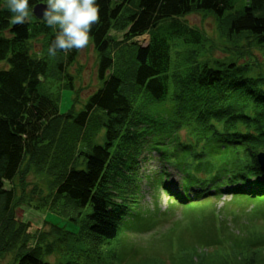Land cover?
Listing matches in <instances>:
<instances>
[{"label":"trees","instance_id":"trees-1","mask_svg":"<svg viewBox=\"0 0 264 264\" xmlns=\"http://www.w3.org/2000/svg\"><path fill=\"white\" fill-rule=\"evenodd\" d=\"M38 1L45 2L30 0L31 6ZM4 3L0 258L10 255L5 264H79L95 253L103 239L125 228L120 223L137 189L142 200L138 170L153 152L163 165L145 178L168 191L166 166L175 168L182 194L171 197L228 192L264 204V169L256 160L264 151V0H97L101 19L91 34L98 87L79 108V89L67 71L78 52L50 58L55 30L33 14L29 23L12 28ZM190 12L213 16L219 43L230 47L225 55H213L218 42L181 19ZM143 33L148 40L142 45L136 37ZM35 39L41 40L38 51L31 44ZM61 88L74 92L66 112L59 111ZM29 173L46 179V191L34 185L25 193ZM17 208L41 215L49 226L29 231L28 215L19 219ZM259 210L254 215L264 218ZM47 212L76 226L49 221L42 214ZM254 222H240L244 231L235 239L209 230L210 256L192 258L191 264H264V226Z\"/></svg>","mask_w":264,"mask_h":264},{"label":"rangeland","instance_id":"rangeland-1","mask_svg":"<svg viewBox=\"0 0 264 264\" xmlns=\"http://www.w3.org/2000/svg\"><path fill=\"white\" fill-rule=\"evenodd\" d=\"M181 19L218 42L213 49V55L221 57L225 55V50L230 49L228 45L222 46L223 42L219 43L216 22L212 15L205 12H190ZM110 33L118 38L122 35L117 31H110ZM147 35L137 37V42L145 44ZM40 42V39L31 41L34 51L40 50ZM96 61L97 55L91 44L88 49L78 52L75 62L67 68V71L75 78V87L79 89V101L75 102L76 108H79L86 97L98 87ZM0 66L5 65L0 64ZM59 95V111L66 112L71 107L74 92L70 88H61ZM141 160L143 162L138 172L142 176L140 181L142 200L139 198L137 189L133 194L134 198L130 197L134 200L126 207V214L120 223V229L121 226L125 228L115 237L103 239L97 251L79 264H191L192 258L195 260L210 256L214 246L208 245L211 242L209 230L216 232L219 236L230 235L235 239L240 238L241 232L244 231L243 226L240 227V222L244 223L242 225L247 223L250 225V221L255 219L254 223L263 228L264 218L254 213L258 214L259 209L264 212V204L261 205L255 200L253 202L238 200L237 195L230 200L227 192H223L220 196H198L191 200L181 197L178 200L168 194H182V189L179 187V174L175 168L166 166L169 171L163 184L169 188L166 191L150 185L151 182L148 183L145 178L153 177L154 172L162 168L163 163L157 158V153L153 152L150 157ZM25 180L27 182L25 193L29 194L34 185L46 191V179L43 176L29 173ZM16 192H19L18 186ZM16 214L19 219L31 220L30 223H33L31 230H38L40 226L43 228L49 226L42 220L41 215L29 214L26 209L17 208ZM42 214L47 220L58 222L69 229L76 226L48 212ZM26 215L28 217L24 219ZM8 261H10V255L0 258V264Z\"/></svg>","mask_w":264,"mask_h":264},{"label":"clouds","instance_id":"clouds-1","mask_svg":"<svg viewBox=\"0 0 264 264\" xmlns=\"http://www.w3.org/2000/svg\"><path fill=\"white\" fill-rule=\"evenodd\" d=\"M4 7L11 13L10 23H29L33 14L30 0H5ZM41 19L55 30L47 54L55 58L58 52H83L92 44V29L100 22L97 0H45Z\"/></svg>","mask_w":264,"mask_h":264},{"label":"water","instance_id":"water-1","mask_svg":"<svg viewBox=\"0 0 264 264\" xmlns=\"http://www.w3.org/2000/svg\"><path fill=\"white\" fill-rule=\"evenodd\" d=\"M43 2H38V3H35L33 6H32V9H33V15L38 18V19H41V10H42V7H43ZM17 25H13L12 24V28H15ZM256 159H257V162L258 164L260 165L261 168L264 169V151H260L256 154Z\"/></svg>","mask_w":264,"mask_h":264}]
</instances>
